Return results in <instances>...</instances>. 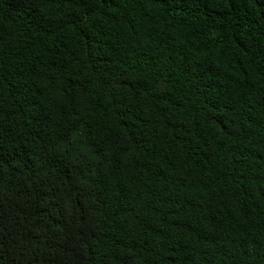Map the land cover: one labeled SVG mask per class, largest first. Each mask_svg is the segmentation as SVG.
<instances>
[{
    "label": "trees",
    "instance_id": "16d2710c",
    "mask_svg": "<svg viewBox=\"0 0 264 264\" xmlns=\"http://www.w3.org/2000/svg\"><path fill=\"white\" fill-rule=\"evenodd\" d=\"M0 264H264V0H0Z\"/></svg>",
    "mask_w": 264,
    "mask_h": 264
}]
</instances>
